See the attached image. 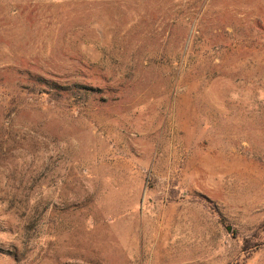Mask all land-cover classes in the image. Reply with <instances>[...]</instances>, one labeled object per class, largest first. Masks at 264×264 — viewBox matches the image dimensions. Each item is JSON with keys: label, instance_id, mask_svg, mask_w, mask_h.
<instances>
[{"label": "rangeland", "instance_id": "374dc122", "mask_svg": "<svg viewBox=\"0 0 264 264\" xmlns=\"http://www.w3.org/2000/svg\"><path fill=\"white\" fill-rule=\"evenodd\" d=\"M0 264H264V0H0Z\"/></svg>", "mask_w": 264, "mask_h": 264}, {"label": "trees", "instance_id": "16d2710c", "mask_svg": "<svg viewBox=\"0 0 264 264\" xmlns=\"http://www.w3.org/2000/svg\"><path fill=\"white\" fill-rule=\"evenodd\" d=\"M219 222H220L221 224H223L227 230H229V226L227 225L226 220H224L223 218H220V219H219ZM247 248H248V246L245 244V246H244V250H246Z\"/></svg>", "mask_w": 264, "mask_h": 264}]
</instances>
